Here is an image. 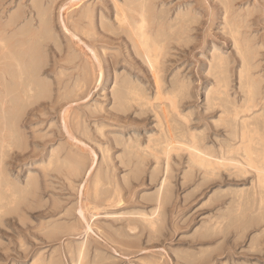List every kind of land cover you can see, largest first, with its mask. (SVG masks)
Masks as SVG:
<instances>
[{"label": "rangeland", "instance_id": "374dc122", "mask_svg": "<svg viewBox=\"0 0 264 264\" xmlns=\"http://www.w3.org/2000/svg\"><path fill=\"white\" fill-rule=\"evenodd\" d=\"M0 80V264H264V0H0Z\"/></svg>", "mask_w": 264, "mask_h": 264}, {"label": "bare ground", "instance_id": "6f19581e", "mask_svg": "<svg viewBox=\"0 0 264 264\" xmlns=\"http://www.w3.org/2000/svg\"><path fill=\"white\" fill-rule=\"evenodd\" d=\"M153 2V1H152ZM233 3V2H232ZM236 8V7H235ZM152 10V9H151ZM154 11V10H153ZM151 12V11H150ZM233 12V11H232ZM149 20V19H148ZM163 22V21H162ZM154 25V24H153ZM177 32V31H176ZM2 58V57H1ZM13 65H15V64H13ZM4 66V65H3ZM18 66V65H17ZM25 66V65H24ZM23 70V69H22ZM20 73V72H19ZM21 74V73H20ZM1 81V80H0ZM40 95V94H39ZM3 143V142H2ZM1 158V157H0ZM264 180V179H263ZM263 182V181H262ZM83 217V216H82ZM88 230L89 231H91L92 230V228L90 227V225H89V227H88Z\"/></svg>", "mask_w": 264, "mask_h": 264}]
</instances>
